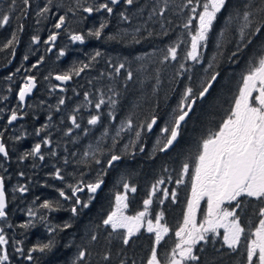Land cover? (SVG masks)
I'll list each match as a JSON object with an SVG mask.
<instances>
[{"label": "trees", "instance_id": "16d2710c", "mask_svg": "<svg viewBox=\"0 0 264 264\" xmlns=\"http://www.w3.org/2000/svg\"><path fill=\"white\" fill-rule=\"evenodd\" d=\"M99 2L102 0H96V3ZM185 2L170 0L166 19L155 15L150 19L152 8L159 7L158 0H135L133 5L122 3L111 15L103 11L92 15L85 13L83 7L92 4L93 0H80L83 7H77V0H52L51 4H48V0H30L28 15L19 21L23 24V30L18 33L19 43L14 48V56L9 49L3 48V44L11 38L18 22L14 19L10 25L0 29V132H3L10 152L7 161L0 158V175L6 177L7 210L11 225L7 233L12 241L8 246L11 264H33L24 260L14 248L27 251L49 239L55 240L56 248L51 253H34V264H73L78 251L83 247H87L90 252L88 264H105L101 255L105 250L112 252L111 264H119L121 259L127 261V264L133 260L136 264H142V260L149 254L153 243L151 237H134L128 245H124L122 238L115 233L109 236L112 229L104 226L102 221L115 209V196L123 193L124 182L135 186L137 192L129 194L128 207L131 214L143 211V200L148 198L152 185L159 179H165L163 188H175V181L181 178L184 163L190 165L189 174L183 177L185 182L177 187L188 189L198 145L209 132L218 128L241 87L242 76L250 63L264 53V34L252 37L251 44L246 48L241 47L238 52V34L229 32L226 36L220 35L228 23L229 14L243 9L245 3H259V0H229L227 9L218 15L209 34L200 63L181 61L185 63V69H180L176 61L161 63L160 50L187 32L182 27L190 15L187 8H182ZM8 3L9 0H0V10L8 11ZM19 3L20 0L18 6ZM45 6L50 7L51 12L46 14V18L38 16L39 9ZM121 12L129 17L127 21L121 19ZM65 14V26L61 30L55 29L53 25L58 17ZM105 20L108 21V27L102 38L89 36L84 43L70 39L74 32L87 33ZM161 24L169 30L167 36L157 35L162 31ZM136 28L140 32L135 33ZM53 31L60 33L54 47L44 43ZM149 31L154 33L153 36H148ZM116 33L128 35L126 39H107L108 34ZM133 34L140 40L139 43L131 42ZM36 35L40 37V43L32 42V37ZM222 41L224 47L218 48ZM49 47H52L51 52L48 51ZM60 50L66 55L59 56ZM97 50L102 55L93 61L91 57ZM218 51L222 55L217 56L214 68L208 69V64L213 63V57ZM233 52H236L235 56H232ZM25 55L29 57L28 60H24ZM41 56L44 57L43 62L33 69L31 65ZM121 62L126 63L133 72L132 80H126L124 70L119 75H109L112 66ZM83 63H89L91 67L79 76L74 75L67 85L62 86L55 80L56 75ZM205 69L208 71L205 72ZM180 72H184V75H180ZM213 72L220 73L215 85L203 100H197L176 145L166 153L156 151L154 145L160 137V128L177 107L185 88L191 86L198 92ZM28 75L37 77V87L23 109L18 100V92ZM189 76L191 79H188ZM109 89L120 94L114 97L118 100L114 107L107 102V97L112 94ZM101 91L105 93L106 103L97 110L94 104L100 98ZM60 99L65 100L63 105L59 104ZM12 109L18 111L20 118L8 124ZM98 112L101 114V122L89 125L88 119ZM73 114L81 125L79 129L69 119ZM112 115H115V120L111 119ZM152 115L159 117L153 131L142 132V142L137 140L135 148L129 149V154L123 155L119 162L107 169L105 184L96 194L95 200L89 208L79 210V215L74 216L71 212L72 201L60 197L58 189L63 188L69 192L67 184H75L81 178L86 182L94 181L96 173L106 167L105 162L111 154L109 148L115 154H122L124 145L136 139L131 131L122 133L115 146H112V138L121 123L131 117L135 124H139ZM69 128L72 129L71 133ZM106 129L107 135H104ZM37 130H40L39 134ZM44 139H50L52 143L44 145ZM37 143L42 144L41 153L21 159ZM98 143L103 149L102 154L97 153L101 165L95 164L91 157L84 156L85 152L95 150ZM140 146L144 147L143 152L138 150ZM39 155H43L44 159L40 160ZM57 168L65 176L64 181L54 177ZM21 172L24 176L19 175ZM22 185L29 190L25 193L13 191ZM87 195L85 191L81 199L86 200ZM45 200L59 201V210L41 208ZM157 205L165 216L167 214L165 221L171 229L158 247V254L163 258L178 242L175 231L182 223L184 208L179 204L177 208L170 201H164L163 204L156 201L152 208L156 209ZM261 207L264 204L254 198L245 199L243 210L238 213L246 228H254L258 224ZM29 210L36 215L30 217ZM41 215L46 217L44 222L39 221ZM26 223L30 224L27 228L23 227ZM65 223H71L72 227L49 231V228L62 229ZM91 234H98V241L90 242ZM222 236L223 233L218 236L210 234L207 242L197 245L196 254L200 260L193 264H244V249H229L224 245Z\"/></svg>", "mask_w": 264, "mask_h": 264}, {"label": "snow or ice", "instance_id": "6c2138e0", "mask_svg": "<svg viewBox=\"0 0 264 264\" xmlns=\"http://www.w3.org/2000/svg\"><path fill=\"white\" fill-rule=\"evenodd\" d=\"M159 7H153L152 15L165 18L166 13L170 10V0H158ZM52 0H48L51 4ZM121 0H102L96 3L93 0L92 4L83 7L80 0H77V7H83V11L88 14L97 12H105L109 15L114 13L115 6H118ZM126 5H133L135 0H123ZM229 0H186L182 8H187L190 15L187 16L186 22L183 23V29L187 30L183 36H178L177 40L167 45L162 51L161 63L176 61L180 69H185V63L192 61L200 63L202 60V51L207 47L209 34L213 30V26L217 21L218 15L227 9ZM30 6V0H9L7 5L8 11L0 10V29L10 25L15 19L18 23L16 30L12 32L11 38L7 39L3 44L4 49H9L14 56L15 46L19 43L18 33L23 30V24L19 21L28 15L27 8ZM74 11V9H69ZM51 12V8L45 6L40 8L37 15L45 17L46 14ZM19 13V15H17ZM66 15L58 17L57 22L53 25L55 29H61L66 24ZM120 17L122 20L127 21L129 17L121 12ZM228 23L221 31L220 35L226 36L227 33L233 32L238 34V42L236 44L237 52L241 47H248L252 42V37L258 34H264V0H259V3L248 2L245 3L243 9H237L235 12L229 14ZM195 27L193 28V22ZM108 27V21L105 20L99 24V27L84 32H74L70 39L74 42L84 43L87 37L102 38L105 35L104 30ZM162 31L157 33L160 36H167L169 30L161 24ZM135 33L140 32L139 28L134 30ZM153 32L149 31L148 36H153ZM59 32L53 31L44 43L55 46ZM127 33L108 34V40L126 39ZM33 43H40L38 35L32 37ZM132 43H139L140 40L136 35L131 37ZM183 45V49H182ZM223 41L218 45V48H223ZM52 51V47L48 48ZM66 53L60 50L59 56H64ZM102 53L97 50L92 55L91 60L95 61ZM147 55V53H145ZM221 52L213 57V63L208 64V69L215 66L217 56H221ZM236 52L232 53L235 56ZM28 56H24V60H28ZM139 59V57H137ZM44 60L41 56L35 63L31 65L33 69L37 68ZM184 61V62H181ZM91 67L89 63H83L79 67L73 68L63 74L55 76V80L68 82L75 76H79L86 69ZM205 69V72L208 71ZM124 70L126 80L133 79V72L126 66V63L121 62L118 65L112 66V73L109 75H119ZM20 71V69H17ZM184 75V72H180ZM220 75L219 72H213L210 79L206 82L197 92L193 87L187 86L183 92L180 102L177 107L170 113L169 119L160 128V137L157 138L154 149L159 152H166L171 149L178 141L182 133V128L189 118L197 100L203 99L213 86V82L217 80ZM191 79V76L188 77ZM157 83L159 79L157 78ZM37 87V77L28 75L25 77L22 87L19 88L18 100L24 102L26 98ZM57 87H60L57 85ZM112 93L107 97V102L110 106H115L120 94L113 89H109ZM105 93L101 91L100 98L95 102L94 108L99 110L102 105H105ZM88 94H85L87 99ZM91 103V101H89ZM64 99L59 100V104L63 105ZM78 111V109H77ZM20 115L16 109L10 110L8 117V124L17 121ZM75 128L79 129L81 125L77 122L75 114L69 117ZM115 120V115L111 116ZM159 117L152 115L145 121L135 124L134 120L129 117L126 121L122 122L119 129L115 132L112 138L113 147L117 139L121 137L122 133L129 131L134 133L135 140H130L128 144L124 145L122 154H115L109 148L111 153L107 158L106 167H102L96 173V178L92 182H86L83 178L79 179L75 184H67L66 192L63 188L58 189L59 196L65 201H72L71 212L74 216L79 215V210L87 209L95 200L96 194L101 190L105 184L104 177L107 175V169L112 168L116 162H119L123 155L129 154V149L135 148L136 141L142 142V132H152L154 126L157 125ZM101 122V114L98 112L91 115L87 123L89 125H97ZM40 130H37L39 134ZM69 133L72 129L69 128ZM104 135H107V129ZM19 139V137H17ZM44 145H50V139L42 141ZM42 144L37 143L30 151L26 152L21 159L27 157L37 156L41 153ZM140 152L144 151V147L140 146ZM102 154L103 149L98 143L95 150H90L84 153L85 157H91L95 164L101 165V160L97 158V153ZM55 153H53L54 155ZM134 154V153H131ZM0 158L5 161L10 159V152L8 144L5 140L3 132H0ZM39 159L43 160L44 156L39 155ZM67 163V161H65ZM189 163L182 165L181 178L177 179V185L183 184L185 181L183 177L189 174ZM24 176V173H19ZM54 177L60 181L65 180V176L61 174V170L57 168L54 172ZM191 181V198L187 202V210L183 215V221L179 224L175 231V236L178 242L171 249V252L165 254L161 258L158 254V247L161 242L169 234L171 229L167 222L161 223L164 220L165 213L160 211L154 216L155 223L152 218L145 219L149 216V206L153 205V197L156 196L158 190L160 197L157 199L158 204H163L165 199L171 198L173 202L176 199V192L171 193L168 189L158 188L166 183L165 179H159L151 187V192L148 198L143 200L144 210L137 212L135 215H126L125 210L128 208V200L130 193H136L137 188L127 182L122 184L124 189L123 193L115 196V209L111 211L102 223L104 226L112 229L109 236L115 233L122 238V243L128 245L133 237L138 234L141 228L146 227L148 233L154 235V240L150 248L149 254L142 260V264H193L199 261L200 257L197 253V245L201 242H207L210 237L220 235L219 229L223 228L224 233L222 236L224 245L231 250L244 249L242 255L244 256V264H264V207L259 209V221L253 228H248L241 221L238 210L242 211V205L246 198H254L255 200L264 204V53L259 55L250 66L247 72L242 76L241 87H239L235 95L231 107L227 110L222 118L221 123L215 131L208 133L198 145L197 152L194 156V170L190 175ZM169 182L171 179L169 178ZM29 189L27 186L22 185L13 191L25 193ZM87 191V199L82 200L81 197ZM207 197V212L204 215L203 221L197 224V214L200 210V202ZM225 202L234 206L229 209L225 207ZM43 209L50 211H57L60 208L59 201L45 200L40 206ZM8 199L6 195V177L0 175V221H6L8 217ZM28 215L34 217L36 214L29 210ZM46 217L41 215L40 222H44ZM30 224L26 223L23 227L27 228ZM11 227V225H7ZM71 223H65L63 228H49L50 232L71 228ZM123 230V231H121ZM98 234H91L90 242L98 241ZM11 238L5 230V227H0V264H11L8 246L11 243ZM22 243V242H16ZM56 242L49 239L46 243H37L32 248L25 251L23 248L15 247L14 251L19 253L24 260L28 262H35L34 253H51L56 248ZM90 252L87 247H83L78 251V254L73 261V264H88V257ZM102 260L105 264H111L112 252L105 250L102 254ZM119 264H127L124 259L119 260ZM131 264H136L133 260Z\"/></svg>", "mask_w": 264, "mask_h": 264}, {"label": "flooded vegetation", "instance_id": "af4514ba", "mask_svg": "<svg viewBox=\"0 0 264 264\" xmlns=\"http://www.w3.org/2000/svg\"><path fill=\"white\" fill-rule=\"evenodd\" d=\"M123 3V0H121V3L118 5V6H120L121 4ZM118 6H115V8H117ZM86 13V12H85ZM88 15H92V14H88ZM190 185H191V181L189 182V185H188V189H186V190H182V189H179L177 186V184H176V187L175 188H173L172 190H168L170 193L172 192V191H175L176 192V199H175V202H173L172 200H171V198H169V199H165L164 201H170L171 203H172V205H175V206H177L178 204L179 205H181V206H183V208H184V213L186 212V210H187V202H188V200L191 198V187H190ZM160 196V191L159 192H157V194H156V196H154L153 197V201H154V203L157 201V199L158 198H160L159 197ZM206 201H207V197H205L203 200H201V202H200V210H199V212H198V214H197V224H199L200 222H202L203 221V218H204V215H205V213L207 212V203H206ZM128 202H129V200H128ZM225 207H227V208H229V209H231L233 206H234V202L232 203V204H229L228 202H225V205H224ZM156 209H154V207L152 208V205L151 206H149V214H150V218H152L153 219V222L155 223V220H154V216L156 215V214H158L159 212H160V209H159V206L157 205L156 207H155ZM177 208H178V206H177ZM159 209V210H158ZM128 210H129V207H128ZM8 211V210H7ZM128 212V211H127ZM238 212H239V210H238ZM128 215H135V214H131L130 213V210H129V213H128ZM165 218L167 219V214H166V216H164V220H162L161 221V223H165V222H167V221H165ZM176 218V217H175ZM182 221H183V219H182ZM9 223H10V218H9V215H8V217H7V219H6V221H0V227H5V230H6V232H8L9 230H10V227H7V225H9ZM151 237V239H153L154 240V235L152 234V233H148L147 231H146V227L145 228H142L141 230H140V232L138 233V234H136L134 237H141V238H143V237ZM133 237V238H134ZM167 237V236H166ZM165 237V238H166ZM164 238V239H165ZM177 238V237H176ZM162 243V242H161Z\"/></svg>", "mask_w": 264, "mask_h": 264}, {"label": "water", "instance_id": "95a60500", "mask_svg": "<svg viewBox=\"0 0 264 264\" xmlns=\"http://www.w3.org/2000/svg\"><path fill=\"white\" fill-rule=\"evenodd\" d=\"M61 29H62V28H61ZM61 29H59V30H61ZM217 79H218V77H217ZM56 81H57V80H56ZM216 81H217V80H216ZM216 81L213 82V86L215 85ZM57 82H58L60 85L65 86V85H67L68 83H70L71 81H68V82L57 81ZM213 86H212V88H213ZM212 88H211V89H212ZM35 89H36V88H35ZM35 89H34L33 92H32V93L26 98V100H25L24 102H20V103L22 104V106H23V109H25L26 102H27L28 98L32 97V95H33L34 92H35ZM211 89L209 90V92L211 91ZM208 94H209V93H208ZM208 94H207V95H208ZM207 95H206V96H207ZM206 96H205V97H206ZM205 97H204V98H205ZM204 98H203V99H204ZM203 99H199V100H203ZM194 106H195V105H194ZM193 108H194V107H193ZM192 111H193V110H192ZM191 113H192V112H191ZM191 113H190V114H191ZM190 114H189V116H190ZM176 143H177V142H176ZM176 143H175V145H176ZM175 145H174V146H175ZM174 146H173V147H174ZM173 147H172V148H173ZM172 148L169 149L168 151L172 150ZM168 151H166V152H168ZM166 152H163V153H166ZM102 187H103V186H102ZM101 190H102V188H101ZM101 190H99L98 193H99ZM98 193H97V194H98ZM6 195H7V194H6ZM7 199H8V198H7Z\"/></svg>", "mask_w": 264, "mask_h": 264}, {"label": "rangeland", "instance_id": "374dc122", "mask_svg": "<svg viewBox=\"0 0 264 264\" xmlns=\"http://www.w3.org/2000/svg\"><path fill=\"white\" fill-rule=\"evenodd\" d=\"M176 184V183H175ZM158 188H163V185L162 186H158ZM158 192H159V190H158ZM150 210V209H149ZM128 211V212H127ZM128 213H129V210H128V208L125 210V214L126 215H128ZM131 216V215H130ZM150 218V214H149V216L148 217H146L145 219L147 220V219H149ZM142 229V228H141ZM121 231H123V230H121ZM219 231V233H224V229L223 228H221V229H219L218 230ZM208 235H210V234H208ZM177 241H178V238H177Z\"/></svg>", "mask_w": 264, "mask_h": 264}]
</instances>
